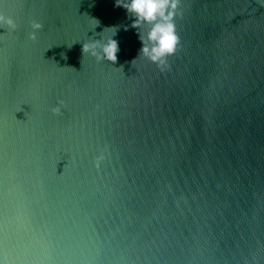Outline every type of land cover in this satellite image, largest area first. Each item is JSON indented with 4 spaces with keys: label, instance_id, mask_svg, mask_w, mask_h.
I'll list each match as a JSON object with an SVG mask.
<instances>
[{
    "label": "water",
    "instance_id": "95a60500",
    "mask_svg": "<svg viewBox=\"0 0 264 264\" xmlns=\"http://www.w3.org/2000/svg\"><path fill=\"white\" fill-rule=\"evenodd\" d=\"M0 13V264H264V0H181L163 71L116 0Z\"/></svg>",
    "mask_w": 264,
    "mask_h": 264
},
{
    "label": "clouds",
    "instance_id": "9594fccd",
    "mask_svg": "<svg viewBox=\"0 0 264 264\" xmlns=\"http://www.w3.org/2000/svg\"><path fill=\"white\" fill-rule=\"evenodd\" d=\"M180 5L181 0H116L117 7H123L130 17L135 18L132 24L133 28L148 26L146 36L138 32L143 44L140 56L143 55L150 62L156 64L161 71L169 67V57L175 55L180 45V38L175 25V18ZM30 27L29 39L35 42L38 38L37 33L43 30L44 25L32 21ZM0 28H6L8 32H15L18 25L13 17L0 13ZM119 51V44L112 37L106 42L94 41L83 44L84 56L89 55L95 58L97 62L106 60L115 64L118 60ZM65 108V102L60 100L56 107L51 108V112L54 116H62ZM109 155L107 150H101L99 155L95 157L94 166L98 171L108 160Z\"/></svg>",
    "mask_w": 264,
    "mask_h": 264
}]
</instances>
